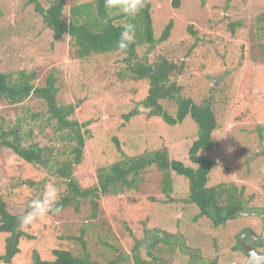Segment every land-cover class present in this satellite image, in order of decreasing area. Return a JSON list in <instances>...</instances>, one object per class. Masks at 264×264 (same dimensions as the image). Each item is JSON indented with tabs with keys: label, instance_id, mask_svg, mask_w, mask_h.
Returning a JSON list of instances; mask_svg holds the SVG:
<instances>
[{
	"label": "rangeland",
	"instance_id": "374dc122",
	"mask_svg": "<svg viewBox=\"0 0 264 264\" xmlns=\"http://www.w3.org/2000/svg\"><path fill=\"white\" fill-rule=\"evenodd\" d=\"M37 1L43 9L49 5L48 0ZM94 1L66 0L65 12L72 5ZM144 3L150 5L155 39L168 22L173 26L165 42L139 46L136 58L150 63L162 55L182 64L183 71L175 80L184 94L195 103L211 102L218 125L213 132L216 146L200 152L215 161L207 186L243 187L242 214L217 228L203 218L192 221L198 209L181 202L188 195L187 180L171 172L170 201L154 165L141 171L132 187L121 194L102 196L103 215L96 221L88 220L90 211L82 206L79 213L69 208L22 229L27 238L20 239L10 264H32L34 252L42 261H53L55 250L80 253L79 244L68 238L73 234L77 238L78 230L88 224L91 229L87 227L90 231L83 241L91 264H134L135 256L142 261L155 257V264H213L217 257L218 264H241L246 255L233 250L237 236L262 234L264 32L259 17L264 14V0H181L178 9L171 8L170 0ZM109 16L117 26L131 19L115 13ZM75 50L70 38L54 35L25 0H0V72L9 74L12 82L22 72L33 73L35 87H43L52 75L58 105L73 108L68 120L86 124L80 129L85 139L82 161L73 172L79 188L96 186L98 174L115 163L163 149L169 160L197 167L188 158L198 135L196 125L189 117L176 126L146 118L140 103L147 95V82L130 79L124 53L79 59ZM164 107L174 114L170 105ZM135 110L140 113L126 121L124 116ZM14 128L21 147L35 145L43 150L47 166L28 164L1 145L14 142ZM68 132L57 130L43 100L30 97L10 105L0 98V201L11 214L22 216L28 210L41 183L43 188L55 185L60 196L66 193V185L53 171L72 158L75 141H69ZM7 237L0 234V256ZM262 242L260 251H264Z\"/></svg>",
	"mask_w": 264,
	"mask_h": 264
},
{
	"label": "trees",
	"instance_id": "16d2710c",
	"mask_svg": "<svg viewBox=\"0 0 264 264\" xmlns=\"http://www.w3.org/2000/svg\"><path fill=\"white\" fill-rule=\"evenodd\" d=\"M25 1L33 6L34 11L41 16L46 27L54 35L59 37L67 35L70 38V41L75 45V53L79 59L121 52L116 47V41L123 31V26L114 24V18H111L110 14L106 12L105 0L72 5L67 14L65 12L66 0H48L49 5L46 9H43L37 0ZM180 3L181 0H170L172 9H178ZM259 22L263 23L260 31L264 32V14L259 17ZM130 23H133L136 28L134 43L127 52L121 53L126 55L123 61L126 63V71L130 79L147 82V95L140 103L142 110L146 118H160L169 126L179 125L188 117L194 122L198 135L188 150V158L192 164L197 166L196 168L186 167L179 161L169 160L166 150L163 149L143 157L115 163L108 168L107 172L102 175L98 174L96 186L86 189L79 188L73 178V172L82 161L85 139L80 133V129L86 124L79 125L75 121L68 120L73 108L72 106L58 105L56 79L49 75L43 87H35L33 82L36 77L33 73L26 75L22 72L18 76V81L12 82L9 74L0 72V98L5 99L10 105L21 104L30 97L43 100L50 117L56 123L57 130L63 132L68 129L69 141H75V146L70 152L72 158L61 163V166L53 171L66 185V193L60 196L61 211L59 213L69 208H73L74 212L79 213L82 206H87L90 211L88 220L96 221L100 215H103L99 208L102 196L121 194L124 189L132 187L141 171L155 165L161 172L160 185L164 196L169 197L168 200L171 201V172H173L188 182V195L181 202L198 209V214L192 218V221L203 218L208 220L214 228L224 226L228 221L235 220L242 214L244 188H236L233 184L225 183L207 186L208 177L215 161L208 156L201 155L200 152H209L216 146L213 132L218 125L211 102L205 100L201 103H195L184 94L183 87L178 85L175 80L183 71L182 64L178 65L162 55L155 56L150 63L148 61L142 63L136 58V50L139 46L154 47L169 38L173 26L171 21L165 25L161 35L155 39L152 31L153 21L150 5L145 4L142 12L131 18ZM191 33L193 34V32ZM166 103L174 108L173 115L169 114L164 107ZM139 111L135 110L124 116L125 120L128 121L131 117L138 115ZM11 133L16 137L14 142L2 141V146L11 149L13 153L28 164L47 166L48 161L44 158L41 148L35 145L27 149L23 148L19 144L15 128L11 130ZM42 184H39L38 196L44 189ZM49 215L55 216L56 214ZM20 216L11 214L5 203L0 201V234L8 235L5 239L4 255L0 256V261L3 264H10L12 258L19 251L20 239L27 238L18 226L17 218ZM101 224L103 225V223ZM87 227L91 229V224L85 225L84 230H80V233L78 230L79 236L77 238L74 234L68 238L69 241L79 244L80 253L73 254L63 250H55L53 251L55 257L53 261H42L34 252L32 264H91L87 245L83 241L84 234L86 235L90 231ZM241 236H237L236 239L238 240L233 250L241 251L239 247ZM152 258L142 261L138 256H135L134 264H155L157 259ZM109 264H115V262Z\"/></svg>",
	"mask_w": 264,
	"mask_h": 264
},
{
	"label": "clouds",
	"instance_id": "9594fccd",
	"mask_svg": "<svg viewBox=\"0 0 264 264\" xmlns=\"http://www.w3.org/2000/svg\"><path fill=\"white\" fill-rule=\"evenodd\" d=\"M105 9L108 14H118L129 18L138 16L145 7L144 0H105ZM136 28L133 23L123 26L116 47L121 52H127L134 43ZM27 211L17 218L21 229L34 225L39 218L57 214L61 211L60 195L55 185H46L40 196L33 198L27 205ZM254 255V254H253Z\"/></svg>",
	"mask_w": 264,
	"mask_h": 264
},
{
	"label": "water",
	"instance_id": "95a60500",
	"mask_svg": "<svg viewBox=\"0 0 264 264\" xmlns=\"http://www.w3.org/2000/svg\"><path fill=\"white\" fill-rule=\"evenodd\" d=\"M264 217V214H261V218ZM253 239H259L260 241H264V226L263 231L260 237L258 238L253 233H251ZM246 235H242L239 241V247L240 250L248 255V259L245 262V264H264V254H259L256 250H253L246 242ZM254 254V255H253ZM218 257L215 258V261L213 264H218ZM233 264H239V263H233Z\"/></svg>",
	"mask_w": 264,
	"mask_h": 264
},
{
	"label": "flooded vegetation",
	"instance_id": "af4514ba",
	"mask_svg": "<svg viewBox=\"0 0 264 264\" xmlns=\"http://www.w3.org/2000/svg\"><path fill=\"white\" fill-rule=\"evenodd\" d=\"M263 214V213H262ZM259 217H260V219H261V221H263V226H264V217L263 218H261V215H259ZM258 238L260 237V236H257ZM246 242H247V244L253 249V250H256L259 254H264V251H260L259 250V248H261L259 245L261 244V243H263L262 241H260L259 239H253V237L248 233V234H246ZM261 242V243H260ZM243 253V252H242ZM243 254H245L246 255V259L244 260V262H242L241 264H244L246 261H247V259H248V255L246 254V253H243ZM234 263V262H233ZM232 264V263H231Z\"/></svg>",
	"mask_w": 264,
	"mask_h": 264
}]
</instances>
